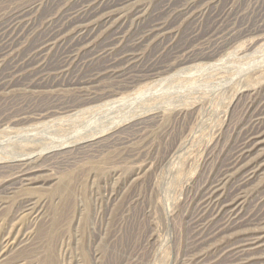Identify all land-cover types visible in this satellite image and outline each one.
I'll use <instances>...</instances> for the list:
<instances>
[{"label":"rangeland","instance_id":"obj_1","mask_svg":"<svg viewBox=\"0 0 264 264\" xmlns=\"http://www.w3.org/2000/svg\"><path fill=\"white\" fill-rule=\"evenodd\" d=\"M179 5L128 3L0 87V264H264V136L227 171L264 96V0ZM82 6L0 0V39L19 11L39 32ZM114 38L135 58L107 68Z\"/></svg>","mask_w":264,"mask_h":264},{"label":"bare ground","instance_id":"obj_2","mask_svg":"<svg viewBox=\"0 0 264 264\" xmlns=\"http://www.w3.org/2000/svg\"><path fill=\"white\" fill-rule=\"evenodd\" d=\"M134 1H136V0H83V6L80 9L75 10L74 12L70 13L69 15H66L62 19L61 22L49 23V25H47L45 27V29H43L39 32H37L36 29H34L36 26L37 20H38V16H37L38 15V13H37L38 9L37 10H35V9L28 10L27 9V10H22V11L17 12L14 15V17L12 18V20L10 21L9 25L6 26L7 28L5 27L4 34L1 36V39H0V61H3V60L5 61L6 58H4V57L6 55H10L11 58L13 59L12 62L14 64L12 67L13 72L7 76V78L3 81V83H0V87L1 86H11L14 84V82L23 79L22 74L20 72L26 68H30V67L34 68L36 65L39 66L41 64V62L44 60V55L48 56L49 51H51L54 48V46H56L57 42H59V41L61 43L65 39L69 38L67 43L65 44V47H63V49H62V54H64L65 57H68L69 59H73L75 56H77V53L81 49L86 47L91 42V39L94 36V32L96 31V29H98L99 20L101 17H103L105 14L106 15L108 14L107 17H111V15L113 13H116L117 10L120 9V7H124L128 3H133ZM184 1L192 2V5H194V6L190 5L188 8H186L187 10H190V9L198 6L199 3H202L205 0H177V2L180 3L177 10L181 7L182 2H184ZM42 3H44V2H42ZM183 11H185V10L180 9V11L177 12L176 14L183 12ZM140 12L141 11H140V6H139L134 11H132L129 15H127L126 18L130 17V18H134L133 20H138L137 18H140V16H139ZM160 16L161 15H158V18H161ZM158 18L155 16L152 17L153 20L159 21ZM164 30H165L164 25L162 23L157 22L153 26H150V27L147 26V30L143 31L144 36L142 38L148 40L149 38H151L153 36H158ZM127 32H129V30ZM260 35H262V34H260ZM32 36H35L36 40L33 41L32 45L25 47L24 43L26 41H28ZM115 39L116 38H114L113 41L108 43L107 46H109V47L106 50H104V52L105 53L109 52V57L113 56L114 59L119 57V59L111 62L110 66H108L107 68L119 66L120 64H123V63L127 62L128 60H132L135 58L134 53H129L131 50L114 51L113 48L115 46H117L116 44H117V40L119 39V37L117 40H115ZM122 61H124V62H122ZM205 62H207V61H205ZM18 73H20V75H18ZM9 77H11V79H8ZM45 80H46V78L43 77V78H41V80L38 79L35 83L31 82L29 84L30 85H43ZM47 81H49V80H47ZM259 101H260V105L258 107L259 110L257 111V113H255L252 116V119L249 123V126L246 129V132L244 133L243 137L240 139L237 150L235 152V155H234L232 161L230 162V164H228V167H227L228 172L230 170H233L236 168L240 169L241 164L244 163L247 156L248 155L250 156L252 151L255 150V148L257 147V145L260 142V139L264 136V96L262 98H260ZM215 138H216V136H215ZM206 148H207V146H206ZM228 172L225 173V176L227 175V177L225 179L230 177ZM253 172L254 171H252L250 173L253 174ZM219 185L220 184L215 185L214 188L212 189L210 196L208 198V200L210 201L209 205H215V204L219 203V200L216 198L218 193H219V190H220ZM242 186L243 185L239 186V190L242 189ZM236 200H238V199L233 200L232 204H236ZM28 204H29V202H28ZM201 209H203V208H201ZM0 210H1V208H0Z\"/></svg>","mask_w":264,"mask_h":264}]
</instances>
